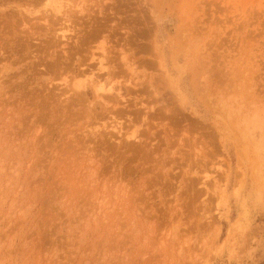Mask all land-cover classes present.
<instances>
[{
  "label": "rangeland",
  "instance_id": "obj_1",
  "mask_svg": "<svg viewBox=\"0 0 264 264\" xmlns=\"http://www.w3.org/2000/svg\"><path fill=\"white\" fill-rule=\"evenodd\" d=\"M264 0H0V264H261Z\"/></svg>",
  "mask_w": 264,
  "mask_h": 264
},
{
  "label": "trees",
  "instance_id": "obj_2",
  "mask_svg": "<svg viewBox=\"0 0 264 264\" xmlns=\"http://www.w3.org/2000/svg\"><path fill=\"white\" fill-rule=\"evenodd\" d=\"M261 264H264V261Z\"/></svg>",
  "mask_w": 264,
  "mask_h": 264
}]
</instances>
